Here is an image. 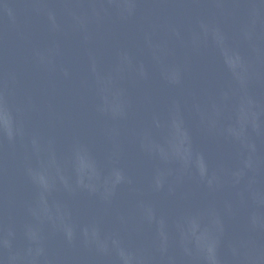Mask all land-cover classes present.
I'll return each mask as SVG.
<instances>
[{"label": "water", "instance_id": "water-1", "mask_svg": "<svg viewBox=\"0 0 264 264\" xmlns=\"http://www.w3.org/2000/svg\"><path fill=\"white\" fill-rule=\"evenodd\" d=\"M0 264H264V0H0Z\"/></svg>", "mask_w": 264, "mask_h": 264}]
</instances>
